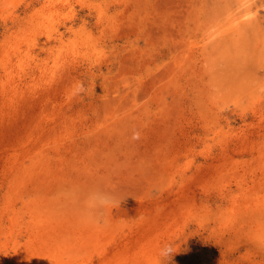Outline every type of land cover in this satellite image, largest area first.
Masks as SVG:
<instances>
[{
	"label": "rangeland",
	"instance_id": "1",
	"mask_svg": "<svg viewBox=\"0 0 264 264\" xmlns=\"http://www.w3.org/2000/svg\"><path fill=\"white\" fill-rule=\"evenodd\" d=\"M95 187L126 196L102 227ZM168 243L264 264V0H0V264Z\"/></svg>",
	"mask_w": 264,
	"mask_h": 264
},
{
	"label": "clouds",
	"instance_id": "2",
	"mask_svg": "<svg viewBox=\"0 0 264 264\" xmlns=\"http://www.w3.org/2000/svg\"><path fill=\"white\" fill-rule=\"evenodd\" d=\"M135 138H138V135ZM75 195L81 219L96 227L105 226L108 223L105 214L109 210L119 207L121 201L126 197L121 198L115 189L104 187L91 188ZM176 252L175 244H165L159 251V264H167Z\"/></svg>",
	"mask_w": 264,
	"mask_h": 264
}]
</instances>
